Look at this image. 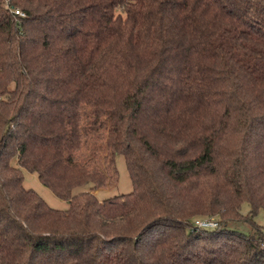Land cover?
<instances>
[{
    "label": "trees",
    "instance_id": "obj_1",
    "mask_svg": "<svg viewBox=\"0 0 264 264\" xmlns=\"http://www.w3.org/2000/svg\"><path fill=\"white\" fill-rule=\"evenodd\" d=\"M259 211L264 0H0V264H264Z\"/></svg>",
    "mask_w": 264,
    "mask_h": 264
},
{
    "label": "rangeland",
    "instance_id": "obj_2",
    "mask_svg": "<svg viewBox=\"0 0 264 264\" xmlns=\"http://www.w3.org/2000/svg\"><path fill=\"white\" fill-rule=\"evenodd\" d=\"M105 152V153H104ZM97 157H95L96 160V168L102 171L103 167L106 166V162L109 161L112 165L113 159H114V167L116 170V182L113 187H105L103 189L94 190L93 193L96 196L97 199H102L104 197H108L115 194L120 193H127L131 190V183L129 180V176L124 164V159L121 155H116L114 158L109 157V153L104 151L103 149H98L96 153ZM104 163V164H102ZM11 164L22 173V182L21 185L24 188L31 189L34 191L41 200L45 203L46 206L56 209L57 207H53L52 204H60L62 203L61 199L55 196L48 188L43 186L39 180L37 179V174L35 172H30L32 174H27L29 171H26L25 169L19 168L16 164L15 159H12ZM114 181V179H113ZM84 189H86V186H78L71 191L70 198L73 197L75 193L81 192ZM72 199V198H71ZM64 202V201H63ZM65 203V202H64ZM58 209V208H57ZM248 210V206L246 203H242L240 206V212L242 214H245ZM199 217H207V218H213L216 221H218V215L215 214H201ZM252 221H254L256 224H259L263 227L264 231V213L262 211H259L253 218ZM227 227L230 229L237 230L239 232L248 233L250 232V226L241 221H231L227 224Z\"/></svg>",
    "mask_w": 264,
    "mask_h": 264
},
{
    "label": "built area",
    "instance_id": "obj_3",
    "mask_svg": "<svg viewBox=\"0 0 264 264\" xmlns=\"http://www.w3.org/2000/svg\"><path fill=\"white\" fill-rule=\"evenodd\" d=\"M14 13L22 15V13L18 12V10L14 9ZM192 225L195 228H213L217 226V222L213 218H207V217H197L194 218L192 221Z\"/></svg>",
    "mask_w": 264,
    "mask_h": 264
},
{
    "label": "crops",
    "instance_id": "obj_4",
    "mask_svg": "<svg viewBox=\"0 0 264 264\" xmlns=\"http://www.w3.org/2000/svg\"><path fill=\"white\" fill-rule=\"evenodd\" d=\"M27 174H32V173H30V172L28 173V172H27ZM61 201H62V203H60V204H52L53 207H57V208H58V209L56 208L57 210H62V209H64V208H65V203L63 202V200H61Z\"/></svg>",
    "mask_w": 264,
    "mask_h": 264
}]
</instances>
